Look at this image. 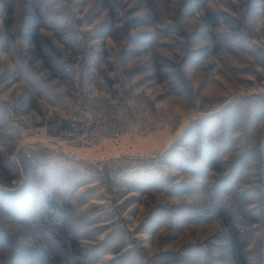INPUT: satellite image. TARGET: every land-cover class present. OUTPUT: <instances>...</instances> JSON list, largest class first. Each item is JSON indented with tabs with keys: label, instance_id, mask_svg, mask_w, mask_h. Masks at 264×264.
<instances>
[{
	"label": "rangeland",
	"instance_id": "1",
	"mask_svg": "<svg viewBox=\"0 0 264 264\" xmlns=\"http://www.w3.org/2000/svg\"><path fill=\"white\" fill-rule=\"evenodd\" d=\"M0 264H264V0H0Z\"/></svg>",
	"mask_w": 264,
	"mask_h": 264
}]
</instances>
